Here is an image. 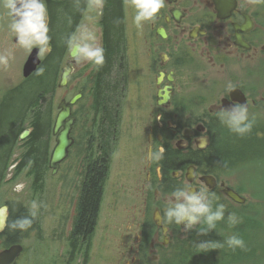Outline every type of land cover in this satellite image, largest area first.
<instances>
[{"label": "flooded vegetation", "instance_id": "flooded-vegetation-1", "mask_svg": "<svg viewBox=\"0 0 264 264\" xmlns=\"http://www.w3.org/2000/svg\"><path fill=\"white\" fill-rule=\"evenodd\" d=\"M52 1L45 0L50 19L59 8L70 7L78 0H54L56 7ZM118 2L122 33L114 46L111 27L116 2L113 5V0L81 1L82 9L58 59L57 70L61 66V72L57 86L53 84L42 95V112L49 116L46 130L40 134L45 143L42 163L46 170L47 166L50 167L56 146L54 126L62 110L60 105L80 94L66 118L70 123L72 144L57 172L59 174L62 166L69 162L70 172L66 177L74 181L73 190L76 191V195L66 201L72 205L70 213H63L61 217V223L69 226L66 237L61 238V264H92L95 259L93 250L99 244L95 243L92 235L96 226L90 233L78 235L73 233V229L85 181L89 177L88 170L103 159L104 173L100 181L103 198L96 223L99 226L117 144H123V148L128 150L127 158L121 160V175L127 174L131 178L130 194L136 202L126 210L130 218L118 222L113 219V223L120 226L124 221L130 222L127 233L124 229L114 233L117 241L123 238L121 245L124 246V250L117 254L116 264H160L163 256L172 255L173 241L177 240L178 234L188 232L183 225L173 223L162 224L167 227L164 233L155 220V212L159 211L162 216L176 187L184 183L207 185L221 200L230 203L236 202L225 194L226 188L243 195L226 180L229 175L226 172L234 171L230 169V163L234 161L210 163L211 147L216 142L215 131L219 135L218 145L224 144L226 132L223 130L228 129L217 118L221 107L230 108L236 102H248L250 115L264 118V94L251 92L240 78L213 80L211 84L217 86V94L213 98L192 92V89L201 88L208 79L206 73L218 70L220 74L230 75L234 68H239L241 58L252 61L253 67L257 60L264 59V22H261L264 17L258 14L257 9H251L245 0H165V7L156 18L137 28L133 20L136 11L133 0ZM88 15L92 21L90 27L95 30L105 50L102 66L77 63L70 55L68 39ZM162 29L165 36L161 34ZM113 46L117 48L118 55L111 63L106 56L112 53ZM110 64V72L107 73V65ZM65 69H71V73L66 85L60 86ZM229 83L243 95L240 92L233 95L232 91L228 94L226 87ZM103 89H106L108 98L113 96L110 105L100 101ZM28 129L27 139L33 135L34 126ZM51 141H54L53 147ZM29 143L26 153L14 164L32 163ZM251 143L255 144L254 138ZM161 145L165 148L163 158L159 162L151 161L149 153L158 151ZM79 150L84 154L82 157H79ZM223 150L224 147L215 152L217 158ZM252 155H255L254 151ZM12 156L13 150L11 159ZM78 165H81L80 172ZM158 167L160 173L156 171ZM206 177L214 178H210L211 184L204 180ZM121 184L118 182L117 185ZM252 213L251 210L249 215ZM257 222L250 220L249 228L256 229ZM4 239L7 241V237ZM14 244L22 243L17 239L9 245ZM6 248L8 246L3 249ZM25 251L23 245L16 264H20ZM102 258L105 261L103 255ZM42 264L47 263L43 261ZM95 264L99 262L95 261Z\"/></svg>", "mask_w": 264, "mask_h": 264}, {"label": "rangeland", "instance_id": "rangeland-1", "mask_svg": "<svg viewBox=\"0 0 264 264\" xmlns=\"http://www.w3.org/2000/svg\"><path fill=\"white\" fill-rule=\"evenodd\" d=\"M245 2L253 10H264V0H245ZM47 20L50 30L51 19L48 16ZM11 21L12 18L8 15L2 3H0V55L7 54L8 56L6 64L0 63V105L16 86H25L27 83L23 76V67L30 52L15 42V34L9 27ZM261 22L263 23L264 21ZM91 23V17L88 15L82 24L79 25V28L85 25L90 27ZM50 46L51 49L49 50ZM47 47L48 50L43 60H46L52 50V45L49 43ZM263 60V58L259 61L257 60L253 67L252 61L249 62L241 58L238 64L239 68H234L230 75L220 74L218 70L209 74L206 73L208 79L201 84V88L192 89V92L196 93L197 96L201 95L206 96V98H213L217 94V88L215 90L216 84H211L213 80L223 79L227 81L240 78L246 83L247 88L251 92L264 94ZM60 72L61 66L56 73V86ZM193 76H196V72H193ZM53 99L55 98L53 97ZM1 110L3 111V108ZM32 115L30 113L28 118H25L24 128L32 125ZM223 131L226 132L223 135L224 144L219 143L214 148V152L221 150L222 147L233 144H230L227 140L230 137L229 133L238 138H251V142L253 138L255 140V144L250 142L251 145L249 147L241 148L234 144V146H230L234 147V156L231 157L233 151H230V159L227 162L234 161L230 163V169L233 168L234 171L229 170V172H226L229 174L226 180L230 185L236 186L247 197V205L254 212L255 219L259 221V226L256 229H250L249 219L246 217L247 213H241L244 207L240 205L236 206L237 203L231 204L220 199L219 202H224L226 205V213H239L243 217H240L242 222L235 226H229L226 220L221 221L217 224L215 230L207 234H199L195 229L187 233H179L177 240L173 241L172 247L182 249V247H194L202 241H208L210 242L208 247L203 250H206L210 254L212 261H216L217 264H226L221 261V257L223 253H230L231 248L224 243L225 237L238 234L243 237L246 248L232 249L229 259L237 258V256H245V258H240L233 264H264V118H256L254 116L252 130L244 136L237 135L229 129ZM214 138L217 143L219 135L216 131ZM27 143H29V140H19L16 143L13 148L14 156H12L11 162L18 161L21 155L26 153L28 150ZM50 145L53 147L54 141H51ZM122 145L117 144L115 147L112 177L108 184L104 205L102 206L100 223L99 226L96 225V229L92 235V238L95 236V243L101 246L100 248L97 245L93 250L95 259L92 264H95V261L96 263L99 262V264H116L117 254L124 250V246L121 245L123 238L117 241L114 233L123 229L127 233L130 222L124 221V224L120 226L115 225L113 219H116L118 222V220L130 218L126 210L130 209L136 200L130 194L131 178L127 174L121 175V160L123 158L126 159L128 155V150H125ZM235 147L237 148L235 149ZM253 151L255 155H252ZM235 152H237V155ZM83 155L79 150V157ZM70 166L69 162L65 163L59 170V174H52V169L48 166L44 171L45 181L43 187L41 190L37 189V191L32 186V176L28 167L19 171L16 167H12L8 172L7 179L1 189V198L3 203L9 205V214L14 210L17 213L19 208H23L26 214H28V209L33 201L41 204L32 227L27 231L18 232L17 239L26 247V251L20 259V264H42L43 261H46L47 264H61L59 263L61 238L66 237L65 234L69 229L68 225L61 223V217L63 213H70L72 205L66 201L76 195V191L73 190L74 181L66 177V173L70 172ZM77 167L80 172L81 165ZM213 168L214 170L216 169L215 166ZM118 182H122V184L118 186ZM18 183H22L24 188L20 192H15L13 188ZM111 191L113 192L112 194ZM252 217L254 216L252 215ZM4 247H6L5 239L3 236H0V249ZM102 255L105 257V261H103ZM172 255H167L165 258L171 259ZM110 257L111 259L108 260ZM194 260L191 259L186 262L177 260L176 262L179 264H194Z\"/></svg>", "mask_w": 264, "mask_h": 264}, {"label": "clouds", "instance_id": "clouds-1", "mask_svg": "<svg viewBox=\"0 0 264 264\" xmlns=\"http://www.w3.org/2000/svg\"><path fill=\"white\" fill-rule=\"evenodd\" d=\"M0 3L12 18L9 27L15 34L17 43L29 52L33 48H38L37 55L39 59H43L50 40L45 0H0ZM133 5L136 10L133 17L134 23L137 28H141L145 22L156 18L160 10L165 7V0H133ZM68 47L72 58L77 63L89 62L102 66L105 62V50L100 45L95 30L87 25L78 28L77 32L68 39ZM7 62V54L0 55V63ZM43 72V68L37 69L38 75H42ZM233 89L235 87L229 83L226 92L229 94ZM217 118L231 132L240 136L251 132L254 124L248 102L246 104L236 102L230 108L221 107ZM164 152L165 148L161 145L158 151L149 153V159L159 162ZM156 171L160 173L161 169L158 167ZM23 188L24 185L18 183L13 191L20 192ZM219 201L220 197L215 191H210L207 185L184 183L171 192L160 221L164 225L173 223L183 225L185 231L195 229L199 234H207L215 230L221 221L226 220L229 226L242 222L235 212H228L226 216V205ZM40 207V203L33 201L27 215L16 218L10 224L0 226V231H3L5 227L27 231L32 227ZM209 243L202 241L198 247L206 249ZM224 243L232 249L246 248L243 237L238 234L225 237Z\"/></svg>", "mask_w": 264, "mask_h": 264}, {"label": "trees", "instance_id": "trees-1", "mask_svg": "<svg viewBox=\"0 0 264 264\" xmlns=\"http://www.w3.org/2000/svg\"><path fill=\"white\" fill-rule=\"evenodd\" d=\"M52 1V0H51ZM81 1L78 0L75 3L71 4L70 7H61L58 12L53 15L50 22V30L48 35L50 37L49 44L52 45V50L48 54L46 60H43L39 68H43L44 72L42 75H38L37 71L27 80L25 86L18 85L11 91V94L4 98V102L0 105V206L3 204L1 198V189L7 179L9 167L13 164L11 162V154L13 147L20 140L19 135L24 128V120L28 118L30 113H32V125L34 130L32 136L29 137V145L31 146V153L29 154L30 158L33 160L32 163H19L16 166V169L19 171L21 169L29 168L30 174H33L36 184L34 185V190L41 188L40 183L37 182L44 174V165L42 160L44 159L45 153V143L42 142L40 134L46 130V126L49 122V116L46 113L42 112L41 101L42 95L50 89L53 84H55V78L58 67V59L61 54V51L66 43V40L70 34L71 28L74 24V20L77 17L78 12L81 8ZM120 0H113V5L116 2L115 8V19L112 21L111 33L114 39V46L116 40L120 38L122 33V21H121V12L119 2ZM264 4V2H263ZM52 5L56 7V3L53 0ZM258 14L264 17V10H257ZM55 13V12H53ZM113 46V51L111 54H108L106 59L108 62H114L118 55L117 48ZM107 73L110 72V65H107ZM104 95L100 99L101 103L110 105L113 100L108 98L106 89H103ZM3 105V106H2ZM3 108V111L1 110ZM229 138L227 140L229 143H233L236 146L241 148L249 147L251 145V138H238L232 133H229ZM109 139V138H107ZM231 141V142H230ZM214 146L211 147L212 156L210 157V163H217V161H228L230 151H233L231 157L234 156V146L233 144L224 147L223 154L217 158L214 148L217 146V143H213ZM212 145V144H211ZM237 147H235L236 149ZM103 154V153H102ZM237 155V152H236ZM101 158V157H98ZM48 167V166H47ZM89 177L85 181L84 190L82 194V199L79 204L77 220L75 222V227L73 229L74 234H81L82 232H88L95 229L97 218L99 215L101 202L103 196L100 195L101 187L100 181L104 173V163L103 159L98 161V165H92L88 170ZM44 177V176H43ZM224 203V202H222ZM244 209L241 210V213H244L246 210H249V206H243ZM239 217V213H236ZM27 215L23 208H19V211L15 213V210L9 214L7 224H10L16 218ZM18 232L20 230H13L9 227H6L1 233L0 236L7 237L5 241L6 246L10 243L17 240ZM85 233V234H86ZM199 244L194 247H182L172 248L174 254L172 258L162 257L160 264H179L177 260L186 262L191 259L194 260V264H217L216 261H212L210 254L198 247ZM172 254V253H171ZM222 255L226 256L227 253ZM209 256V257H208ZM228 257V256H227ZM225 257V259L227 258ZM240 258H236L237 261Z\"/></svg>", "mask_w": 264, "mask_h": 264}, {"label": "water", "instance_id": "water-1", "mask_svg": "<svg viewBox=\"0 0 264 264\" xmlns=\"http://www.w3.org/2000/svg\"><path fill=\"white\" fill-rule=\"evenodd\" d=\"M242 29L245 30L246 28L242 27ZM161 34L163 36L166 35L164 29H162ZM241 44L245 45L244 42H241ZM37 53H38V48H33V50L30 52L24 64V67H23V75L25 77H28L29 75H31L40 65L41 59H39ZM70 55L72 56L71 53ZM70 73H71V69H65L63 71L60 86L66 85L67 78L69 77ZM238 92H240L243 95V93L239 89L232 90L233 95ZM79 96L80 94L72 97L71 100L65 103L63 106L60 105V107H62V110L59 112L56 118V121H55V126H54V134L57 135L56 137L57 144L52 152L51 162H50V166L53 168V173H56L60 162L68 155L69 147L72 144V138L69 135L70 134V123L66 122V118L68 117L70 113L71 105L76 102ZM62 126H64V128L60 130ZM29 132H30L29 129L24 130L20 135V139H25L26 136L29 134ZM210 178L212 177H206L204 180L208 184H211V182L209 181ZM224 192L230 198H232L233 200L239 203H244L246 200L245 197L235 192L232 188H226ZM7 218H8V207L6 205H3L0 207V226H3L7 223ZM160 219H161L160 214L156 212L155 220L160 226L163 227L164 232H166V227L162 225ZM22 250H23L22 245L14 244L0 251V264H15L17 257L20 255Z\"/></svg>", "mask_w": 264, "mask_h": 264}, {"label": "bare ground", "instance_id": "bare-ground-1", "mask_svg": "<svg viewBox=\"0 0 264 264\" xmlns=\"http://www.w3.org/2000/svg\"><path fill=\"white\" fill-rule=\"evenodd\" d=\"M32 176V185H35L36 182H35V179H34V176L33 174H30ZM45 181V177L41 176V178L39 180H37V182H44ZM189 232V231H188Z\"/></svg>", "mask_w": 264, "mask_h": 264}]
</instances>
